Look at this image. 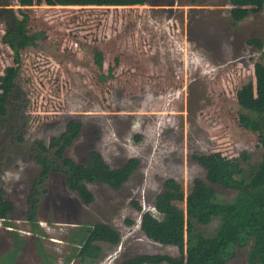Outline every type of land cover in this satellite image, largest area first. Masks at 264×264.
Masks as SVG:
<instances>
[{"label": "rangeland", "instance_id": "374dc122", "mask_svg": "<svg viewBox=\"0 0 264 264\" xmlns=\"http://www.w3.org/2000/svg\"><path fill=\"white\" fill-rule=\"evenodd\" d=\"M76 5L0 0V262L196 264L191 222L213 237L223 220L201 204L238 195L215 169L238 161L254 177L264 157L237 98L264 93V0ZM23 13L46 36L16 51L2 39ZM97 50L114 68L105 82ZM11 230L24 240L14 262ZM251 257L249 242L224 264H264Z\"/></svg>", "mask_w": 264, "mask_h": 264}, {"label": "trees", "instance_id": "16d2710c", "mask_svg": "<svg viewBox=\"0 0 264 264\" xmlns=\"http://www.w3.org/2000/svg\"><path fill=\"white\" fill-rule=\"evenodd\" d=\"M17 1L19 5L26 8L33 6L37 2H41V0ZM147 1L148 0H48L49 4L52 5L58 3L70 5L75 3L79 7L104 10L123 9L130 7L129 3H145ZM29 20L30 16L28 13H23L21 19H10L2 41L16 51L28 47H38L39 41L46 36V33L44 31L32 32L29 27ZM94 58L99 60L96 62L99 64V69L102 71L100 80L105 82L113 78V67L109 68L107 74L103 73V51L97 50L94 54ZM12 70V68H9L6 72ZM6 74L0 77L1 82H4L5 85L9 83ZM237 98L239 105L244 111L253 112L254 115H256L240 114V125L251 132L258 133L260 142L264 146V93L260 94L259 97H255L252 88L249 85H244L243 88L238 90ZM239 164L238 161H235V163H229V166L225 165L227 167L224 166L222 169H215L217 176L214 180L233 190H237L238 195L236 201L226 205L215 202L210 205L201 204V209H199L200 213L207 215L206 217L220 216L223 218L216 234L213 237H206L200 230L193 227L195 222H191V228L194 229L195 232L191 235L189 244L191 247L201 252L198 260H196V264H224L226 258L233 255V248L235 246L238 245L241 247L249 242L252 243V257L250 261L252 263H257L259 260L264 262V157L254 177H248L246 175L248 170H244ZM7 223L12 227L11 223ZM199 223L205 224L207 220H201ZM31 224L34 233L42 232L39 229L40 226L37 220H31ZM104 234L108 238L111 232L110 230H106ZM11 235L15 242V247L9 252V256L14 262L18 259L24 240L20 233L15 230H11ZM34 241L39 247V252L41 254L42 252L44 253L43 258H46L47 254L42 251L38 234L34 236ZM96 242L97 241L90 244L85 249L83 262L97 261L96 255L98 249H96ZM209 254L215 257L211 262L206 258ZM0 264L3 263L0 262Z\"/></svg>", "mask_w": 264, "mask_h": 264}, {"label": "water", "instance_id": "95a60500", "mask_svg": "<svg viewBox=\"0 0 264 264\" xmlns=\"http://www.w3.org/2000/svg\"><path fill=\"white\" fill-rule=\"evenodd\" d=\"M21 8H22V6H21Z\"/></svg>", "mask_w": 264, "mask_h": 264}]
</instances>
